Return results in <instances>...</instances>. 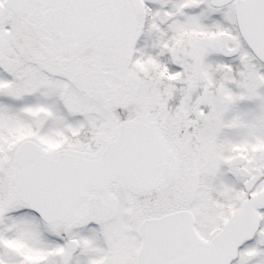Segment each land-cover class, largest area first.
<instances>
[{"label": "snow or ice", "instance_id": "1", "mask_svg": "<svg viewBox=\"0 0 264 264\" xmlns=\"http://www.w3.org/2000/svg\"><path fill=\"white\" fill-rule=\"evenodd\" d=\"M0 264H264V0H0Z\"/></svg>", "mask_w": 264, "mask_h": 264}]
</instances>
